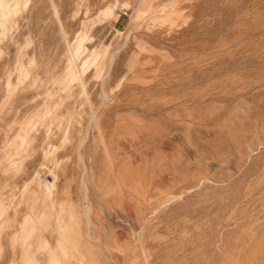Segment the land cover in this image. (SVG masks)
Segmentation results:
<instances>
[{
    "label": "rangeland",
    "instance_id": "rangeland-1",
    "mask_svg": "<svg viewBox=\"0 0 264 264\" xmlns=\"http://www.w3.org/2000/svg\"><path fill=\"white\" fill-rule=\"evenodd\" d=\"M0 264H264V0H0Z\"/></svg>",
    "mask_w": 264,
    "mask_h": 264
}]
</instances>
